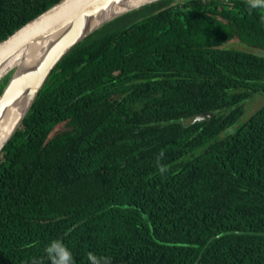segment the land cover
<instances>
[{
	"label": "trees",
	"instance_id": "1",
	"mask_svg": "<svg viewBox=\"0 0 264 264\" xmlns=\"http://www.w3.org/2000/svg\"><path fill=\"white\" fill-rule=\"evenodd\" d=\"M58 1L0 0V41ZM52 240L74 264H264V8L159 0L59 62L0 152V264H52Z\"/></svg>",
	"mask_w": 264,
	"mask_h": 264
},
{
	"label": "water",
	"instance_id": "2",
	"mask_svg": "<svg viewBox=\"0 0 264 264\" xmlns=\"http://www.w3.org/2000/svg\"><path fill=\"white\" fill-rule=\"evenodd\" d=\"M159 0H59L0 41V125L12 114L15 123L0 143V152L20 128L48 77L82 40L106 23ZM15 61L1 71V66ZM211 116L192 118L199 122Z\"/></svg>",
	"mask_w": 264,
	"mask_h": 264
},
{
	"label": "clouds",
	"instance_id": "3",
	"mask_svg": "<svg viewBox=\"0 0 264 264\" xmlns=\"http://www.w3.org/2000/svg\"><path fill=\"white\" fill-rule=\"evenodd\" d=\"M249 8H264V0H249ZM52 264H74L72 252L59 240H52L44 249ZM90 264H111L110 258H99L88 253Z\"/></svg>",
	"mask_w": 264,
	"mask_h": 264
},
{
	"label": "bare ground",
	"instance_id": "4",
	"mask_svg": "<svg viewBox=\"0 0 264 264\" xmlns=\"http://www.w3.org/2000/svg\"><path fill=\"white\" fill-rule=\"evenodd\" d=\"M14 61L15 60L12 58L11 62H7L4 66H1V71L6 67H9ZM16 117H17L16 114H12L4 124L0 125V143L11 131L15 123Z\"/></svg>",
	"mask_w": 264,
	"mask_h": 264
},
{
	"label": "rangeland",
	"instance_id": "5",
	"mask_svg": "<svg viewBox=\"0 0 264 264\" xmlns=\"http://www.w3.org/2000/svg\"><path fill=\"white\" fill-rule=\"evenodd\" d=\"M231 47L235 49H243V46L238 44L237 42H231ZM263 103V99H258L257 101L253 102V104L250 106V109L248 111L247 115H250L252 112H255L256 109H258L261 104Z\"/></svg>",
	"mask_w": 264,
	"mask_h": 264
},
{
	"label": "flooded vegetation",
	"instance_id": "6",
	"mask_svg": "<svg viewBox=\"0 0 264 264\" xmlns=\"http://www.w3.org/2000/svg\"><path fill=\"white\" fill-rule=\"evenodd\" d=\"M244 49V48H243Z\"/></svg>",
	"mask_w": 264,
	"mask_h": 264
}]
</instances>
